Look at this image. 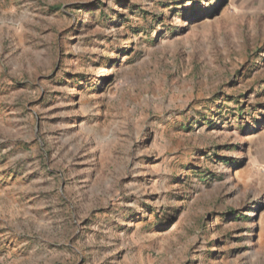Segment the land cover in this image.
<instances>
[{"label":"rangeland","instance_id":"374dc122","mask_svg":"<svg viewBox=\"0 0 264 264\" xmlns=\"http://www.w3.org/2000/svg\"><path fill=\"white\" fill-rule=\"evenodd\" d=\"M0 264H264V0H0Z\"/></svg>","mask_w":264,"mask_h":264},{"label":"trees","instance_id":"16d2710c","mask_svg":"<svg viewBox=\"0 0 264 264\" xmlns=\"http://www.w3.org/2000/svg\"><path fill=\"white\" fill-rule=\"evenodd\" d=\"M55 9H57V8H55Z\"/></svg>","mask_w":264,"mask_h":264}]
</instances>
